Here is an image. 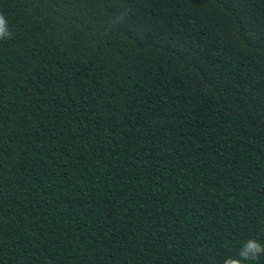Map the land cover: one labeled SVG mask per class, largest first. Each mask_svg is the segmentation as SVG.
Wrapping results in <instances>:
<instances>
[{"label": "trees", "instance_id": "trees-1", "mask_svg": "<svg viewBox=\"0 0 264 264\" xmlns=\"http://www.w3.org/2000/svg\"><path fill=\"white\" fill-rule=\"evenodd\" d=\"M0 13V264H224L264 244V0Z\"/></svg>", "mask_w": 264, "mask_h": 264}, {"label": "clouds", "instance_id": "clouds-1", "mask_svg": "<svg viewBox=\"0 0 264 264\" xmlns=\"http://www.w3.org/2000/svg\"><path fill=\"white\" fill-rule=\"evenodd\" d=\"M12 32L3 13H0V39L10 38ZM264 255V244L255 238H249L241 247L237 257L228 258L224 264H245L246 261H255Z\"/></svg>", "mask_w": 264, "mask_h": 264}]
</instances>
